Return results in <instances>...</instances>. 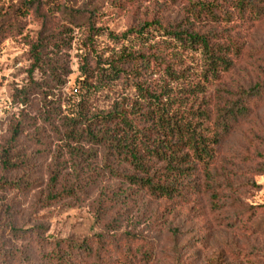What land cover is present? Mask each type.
I'll return each instance as SVG.
<instances>
[{
    "label": "trees",
    "instance_id": "trees-1",
    "mask_svg": "<svg viewBox=\"0 0 264 264\" xmlns=\"http://www.w3.org/2000/svg\"><path fill=\"white\" fill-rule=\"evenodd\" d=\"M100 1L123 12L141 9V0ZM23 5L41 19L39 36L29 45L32 74L36 71L55 85H66L72 75L66 52L72 47L75 30L84 35L85 52L76 81L79 102L70 101L72 110L67 116H62L60 107L48 114L49 126L58 127L56 134L64 143L62 158L73 161L76 180L62 183L60 158L56 157L42 193L44 200L34 206L46 210L81 191L94 190L100 178L119 185L99 198V207L107 213L137 214L143 219L147 213L141 211L148 203L187 204L204 197L211 203V212L221 217L222 221L216 219L218 227L247 238L260 234L264 205L244 206L229 196L237 189L227 173L219 172V151L264 102V79L235 90L221 87L244 53L231 29L262 22L264 0H178L182 9L174 19L146 17L122 34L95 23L97 8L74 11L67 4L43 0L24 1ZM45 10L57 14L59 22H50ZM102 93L109 104L95 109L90 100ZM22 132L20 123L15 124L3 149L4 167L12 172L18 166L11 164L12 151ZM84 167L85 179L79 181ZM255 170L264 175V163ZM247 183L250 190L259 188L252 181ZM221 210L228 213L226 218ZM12 213L11 206L0 210V264H23L24 256L42 246L50 248L48 252L40 249L49 264H102L101 254L107 256L110 250L118 264H153L156 259L155 243L137 231L133 222L134 229L108 241L104 234L95 237L93 244L54 237L42 243L34 231L27 241L28 233ZM159 216H149L146 225L158 226ZM6 238L8 247H4ZM12 240L25 243L26 251H19ZM242 250L235 245L231 252L241 259L247 255Z\"/></svg>",
    "mask_w": 264,
    "mask_h": 264
},
{
    "label": "rangeland",
    "instance_id": "rangeland-1",
    "mask_svg": "<svg viewBox=\"0 0 264 264\" xmlns=\"http://www.w3.org/2000/svg\"><path fill=\"white\" fill-rule=\"evenodd\" d=\"M24 1L29 0H0V26L3 28L0 33L4 31V38L0 40V210L11 206L23 230L28 233L27 237H30L27 241H31L34 231L42 243L54 237L55 240L70 239L80 244H93L99 235L105 234L108 241L125 230L134 229L133 222L138 225L135 229L144 232L156 245L153 264H264V228L257 236L247 238L238 232L218 227L216 219L222 221L221 217L211 212V203L204 197H195L187 204L173 201L148 203L141 211L147 213L143 219L138 218L140 216L137 214L119 217L118 213H107L105 208L98 205L102 194L119 185L100 181V178L95 180V176L98 188L94 190L81 191L76 197H67L46 210L34 206L44 200L45 194L42 193L50 182L56 157L60 158L62 183L71 184L76 180L73 161H68L67 156L62 158L64 143L56 134L58 127L49 126L48 114L54 107H60L62 116H67L72 110L70 101L79 102L81 93L76 92L79 89L76 81L85 52L82 48L84 35L81 30H75L72 47L66 52L68 67L72 71L66 85H55L36 71L32 74L29 45L39 36L41 19L33 11L25 10ZM43 1L67 4L74 11L91 12L97 8L95 23L115 34L124 33L146 17H162L165 21L174 19L182 9L177 5L178 0H141V9L133 8L126 12L118 11L100 0ZM46 11L44 14L50 22H59L57 14L50 15ZM177 19L181 21V17ZM231 31L239 37L244 53L234 71L223 79L221 87L235 90L242 85L263 81L264 20L245 27L233 26ZM108 104V96L103 93L94 95L90 100V105L95 109L107 107ZM17 123H20L23 132L12 151L11 164L18 165L12 172L4 167L3 149L8 146L12 128ZM219 157V172L223 175L227 173V178L237 189L229 196L240 200L244 206L264 205V175L255 174V166L264 163V102L250 120L238 126L221 147ZM84 169L79 181L85 179L87 170ZM247 181L256 183L259 188L250 190ZM223 194L227 195L228 192ZM223 203L220 202V207ZM102 209L105 213L100 214ZM220 213L225 218L228 215L224 210ZM154 214L160 215L159 224L150 228L145 221ZM112 223L117 224L106 231L105 228L111 227ZM4 241V247H8L7 238ZM11 242L16 243L14 240ZM16 245L19 251H26L25 243ZM235 245L247 253L245 258L235 257L231 252ZM40 249L50 251L47 246ZM40 249L29 253L28 257L24 256L23 264L32 261L35 264H49L43 260L44 254ZM99 260L102 264H118L113 250L107 256L101 254Z\"/></svg>",
    "mask_w": 264,
    "mask_h": 264
}]
</instances>
